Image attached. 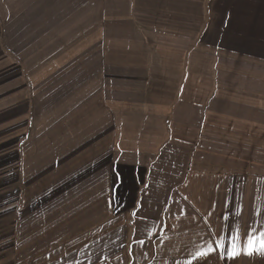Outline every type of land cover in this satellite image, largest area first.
I'll return each instance as SVG.
<instances>
[{"label":"crops","instance_id":"0c3cea01","mask_svg":"<svg viewBox=\"0 0 264 264\" xmlns=\"http://www.w3.org/2000/svg\"><path fill=\"white\" fill-rule=\"evenodd\" d=\"M0 264H264V0H0Z\"/></svg>","mask_w":264,"mask_h":264}]
</instances>
